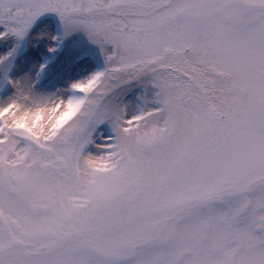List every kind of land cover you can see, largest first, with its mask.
<instances>
[{
	"label": "snow or ice",
	"instance_id": "snow-or-ice-1",
	"mask_svg": "<svg viewBox=\"0 0 264 264\" xmlns=\"http://www.w3.org/2000/svg\"><path fill=\"white\" fill-rule=\"evenodd\" d=\"M0 264H264V0H0Z\"/></svg>",
	"mask_w": 264,
	"mask_h": 264
},
{
	"label": "rangeland",
	"instance_id": "rangeland-1",
	"mask_svg": "<svg viewBox=\"0 0 264 264\" xmlns=\"http://www.w3.org/2000/svg\"><path fill=\"white\" fill-rule=\"evenodd\" d=\"M46 31L51 34L62 33V25L55 13H44L39 16L29 31L21 47L17 62L21 70H27L37 53L47 54L46 38L35 39V34ZM31 40V43L29 41ZM104 60L99 47L88 41L82 31H76L64 37L57 49L55 59L48 64L49 71L37 82V88L54 91L66 87V81L79 79L93 70L104 67Z\"/></svg>",
	"mask_w": 264,
	"mask_h": 264
}]
</instances>
